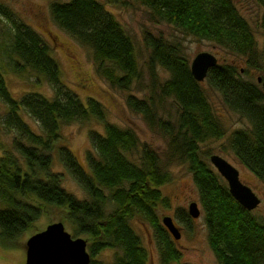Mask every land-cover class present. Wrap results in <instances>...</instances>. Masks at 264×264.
Returning <instances> with one entry per match:
<instances>
[{
  "label": "trees",
  "instance_id": "1",
  "mask_svg": "<svg viewBox=\"0 0 264 264\" xmlns=\"http://www.w3.org/2000/svg\"><path fill=\"white\" fill-rule=\"evenodd\" d=\"M134 1L146 6L154 18L245 56L249 66L258 67L252 29L232 0H65L49 5L53 21L91 50L97 72L111 87L128 91L133 84L143 87L145 97L127 92L125 103L166 139L164 166L188 164L199 193L208 242L218 263L264 264V220L243 207L213 165L198 154L199 143L224 136L202 83L192 76L190 61L181 48L149 29L142 31L148 74V82L143 84L133 39L107 8V4L130 6ZM255 1L262 7L260 27L264 34V0ZM11 51L12 68L18 73L30 69L44 77L53 93L47 96L27 91L15 98L0 72V100L5 104L2 126L14 133L11 146L0 154L1 244H17L49 204L76 236L86 235L90 264H147L146 249L130 224L135 214L155 229L162 264L177 260L179 252L157 212L159 206L169 207L160 186L172 178L162 168L159 154L147 142H140L133 129L107 120L99 100L92 96L81 100L62 80L48 43L27 23L13 22ZM205 79L229 109L248 120V128L229 133L227 147L240 164L264 182V88L244 79L230 63L217 62ZM167 99L176 104L174 119L157 114L158 105ZM24 115L36 122L37 131ZM91 118L103 123V132L88 131L90 147L84 167L60 143L59 131L65 123ZM54 157L63 170L52 169ZM65 172L86 198L65 189ZM108 204H112L109 211ZM178 218L189 219L186 213H178ZM106 249L114 250L111 262L95 259Z\"/></svg>",
  "mask_w": 264,
  "mask_h": 264
},
{
  "label": "rangeland",
  "instance_id": "2",
  "mask_svg": "<svg viewBox=\"0 0 264 264\" xmlns=\"http://www.w3.org/2000/svg\"><path fill=\"white\" fill-rule=\"evenodd\" d=\"M52 1L65 0H0V7L5 13L0 14V72L11 95L20 98L27 91H37L47 96H51L53 93L50 83L44 77H38L30 69L18 73L11 66L13 22L22 21L39 32L48 43L51 55L60 67L62 80L81 100L85 101L87 96L99 100L105 108L107 120L119 126L133 129L140 142H147L161 157L162 168L168 170L172 178L160 186L162 194L169 199V207L159 206L157 212L160 224L179 252L178 259L171 261L170 264H219L208 242L207 228L199 203V193L188 169V164L182 162L164 166L166 139L159 132L151 130L141 115L131 111L125 103L124 96L127 92H131L137 97H145L146 92L143 91V87L139 84H133L129 89L130 91L111 87L97 72L91 50L53 21L49 12V5ZM232 1L252 29L259 54L258 67L249 66L245 56L235 54L213 41L199 38L179 27L154 18L150 10L138 2H132L130 6L107 4V8L133 39L144 85L148 82V74L145 68L147 50L142 42V31L149 29L154 34L161 33L166 39L176 43L189 61L200 51L211 52L217 57L218 63L233 64L244 79L255 82L263 88L261 82L257 81V77L264 74V34L260 27L262 7L255 0ZM8 14L11 15V18H8ZM159 72L165 77L168 75L161 67H159ZM201 83L213 113L224 128V136L220 139L212 138L199 143L198 154L208 162H210V154L213 153L219 154L231 162L238 169L242 182L250 186L260 198L259 204L252 212L264 220V182L239 163L226 143L231 131L238 128H248L250 124L246 118L224 104L220 93L213 89L206 79L202 80ZM176 108L172 99H167L158 105L157 114L164 119L168 117L174 119L177 116ZM4 112L5 104L0 100V154L3 148L11 146L14 136L13 132H8L2 126ZM24 116L37 131L36 122L32 118ZM89 130L103 132V123L92 118L88 121L75 120L63 124L59 131L60 143L66 145L84 167L86 166V151L90 147ZM14 154L17 153L14 152ZM133 155L137 156L136 153ZM51 167L54 171L63 170L56 157H54ZM62 185L76 196L86 198L83 189L67 172L64 174ZM192 201L197 202L200 208L198 217H191L188 214V205ZM111 206L112 204L107 205V211L111 210ZM178 213H186L189 219L180 220ZM166 215L172 217L173 222L178 227L179 238H174L162 224V217ZM58 220L56 208L49 204L45 205L41 216L21 234L16 241L17 244L5 247L0 242V264L23 262L27 238L44 229L47 224ZM63 224L72 237L80 236L86 239V235L76 236L66 222ZM130 224L146 249L147 264H162L161 249L155 229L139 214H135L130 219ZM95 259L104 263L111 262L114 259V250L106 249L96 255Z\"/></svg>",
  "mask_w": 264,
  "mask_h": 264
},
{
  "label": "water",
  "instance_id": "3",
  "mask_svg": "<svg viewBox=\"0 0 264 264\" xmlns=\"http://www.w3.org/2000/svg\"><path fill=\"white\" fill-rule=\"evenodd\" d=\"M217 64V57L208 51L198 52L190 61V71L195 80L205 79L209 68ZM264 88V74L257 77ZM210 163L224 178L230 194L246 209L253 210L260 202V198L250 186L243 183L238 169L223 156L213 153L209 156ZM188 214L198 217L200 208L197 202L188 205ZM162 223L174 238H179L180 231L166 215ZM25 260L19 264H90L87 251V240L83 237H72L65 229L61 220L51 222L46 227L26 240Z\"/></svg>",
  "mask_w": 264,
  "mask_h": 264
}]
</instances>
